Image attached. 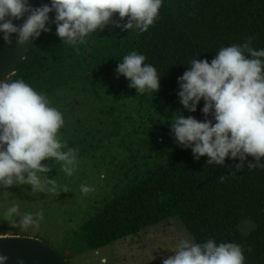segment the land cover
Listing matches in <instances>:
<instances>
[{
  "label": "trees",
  "instance_id": "trees-1",
  "mask_svg": "<svg viewBox=\"0 0 264 264\" xmlns=\"http://www.w3.org/2000/svg\"><path fill=\"white\" fill-rule=\"evenodd\" d=\"M44 3L50 0H37V7ZM113 20H119L118 14ZM50 26L52 30L33 41L16 72L6 80L23 79L46 93L51 102L66 107L78 101L77 96L67 100L69 95L81 94L85 98L80 106H87V117L81 123L73 118L74 126L72 119H67L69 127L81 128L69 135L86 137V148L95 150L98 157H112L117 150L125 157L104 162L103 167L116 168L113 181L117 188L114 194L108 190L112 199L74 232L73 243L80 239L83 244L64 257L69 260L84 248L96 251L157 222L178 217L195 242L209 237L234 242L243 247L245 264H264V168L249 169L245 164L237 171L239 160L227 157L226 165L221 166L206 164V156L196 160L190 149H175L166 145L165 139L144 136L145 116L135 109L151 94L130 92V102L110 98L128 83L123 75L117 76L118 63L137 51L161 74L160 89L151 98L166 105L169 120L178 109L184 116L203 120V100L195 112L179 104L177 77L190 67L194 57L211 61L216 50L240 44L248 37H252V47L264 48V0H164L159 18L148 31L127 32L110 24L91 34L87 44L78 49L62 45L51 20ZM130 103L135 107L129 109ZM137 138L143 148L153 152L154 160L164 157L163 163L125 181L121 170L126 167L132 173V163L138 158L132 142ZM112 142L116 149L111 148ZM67 143L78 148L71 139ZM247 159L252 161L251 156ZM221 176H227L223 183Z\"/></svg>",
  "mask_w": 264,
  "mask_h": 264
},
{
  "label": "clouds",
  "instance_id": "clouds-1",
  "mask_svg": "<svg viewBox=\"0 0 264 264\" xmlns=\"http://www.w3.org/2000/svg\"><path fill=\"white\" fill-rule=\"evenodd\" d=\"M163 4L164 0H50L32 7L28 0H0V39L11 45L15 34L17 45H28L52 30L51 20L61 44L78 49L87 44L91 34L110 24L127 32L148 31ZM117 14L119 20H113ZM25 16L22 24L13 23ZM251 41L248 37L240 44L221 47L211 61L194 57L190 67L177 77L179 104L195 112L203 100L200 111L205 118L184 116L178 109L175 118L169 120L172 138L177 146L190 149L194 159L206 156L208 165H226L227 157L239 160L237 171L245 164L249 169L264 168V48L252 47ZM146 60L144 54L132 51L115 71L137 94L153 97L160 89L161 74ZM7 78H0V191L15 185L30 186V190L24 188L29 194L57 196L61 191L69 192L66 185L60 186L48 176L59 166L65 177H72L79 165L78 149L69 147L60 136L65 126L63 112L53 106L46 93L25 80ZM249 156L252 161H248ZM226 179L221 176V183ZM79 191L87 196L96 187L81 184ZM0 208V222L25 231L38 227L44 217L42 210L22 211L18 202L7 207L0 204ZM164 248L172 255L162 264H245L246 260L241 245L217 242L215 237L202 242L182 239ZM8 260L7 255L0 254V264H8ZM17 264L23 261L17 260ZM99 264H107V257L101 256Z\"/></svg>",
  "mask_w": 264,
  "mask_h": 264
},
{
  "label": "rangeland",
  "instance_id": "rangeland-1",
  "mask_svg": "<svg viewBox=\"0 0 264 264\" xmlns=\"http://www.w3.org/2000/svg\"><path fill=\"white\" fill-rule=\"evenodd\" d=\"M130 92L134 94L136 90L129 88L127 83L125 88L116 89L110 98L114 97L119 101L130 102ZM75 96L78 97V101L71 103L73 108L52 102L53 106L59 108L65 117V126L60 132L62 140L67 143L68 139H71L73 144L75 143L79 149L83 150L81 153L78 150L79 165L72 177H65L59 166H56V169L54 167L53 171L48 174L49 178L53 176L58 185H66L69 192L61 191L57 196L44 195L42 193L29 194L24 191V188L30 190V186L17 187L13 185L7 189L10 195L7 191H1L0 193V204L4 207H7L10 203L18 202L22 211L35 213L42 210L44 213L39 226L26 231L20 228H11L6 221L0 222V235L20 234L38 237L61 251L64 255H68L69 252H76V249L80 248L83 242L77 239L73 243L74 232L78 231L86 221L95 216L112 199L108 196V190L114 194V190L117 188L116 183L113 181L117 170L114 166L113 168L103 167L104 162L110 159L125 160L124 155L118 152L120 150H117L114 156L109 158L98 157L95 150L92 151L91 148H86V141L84 140L86 137L77 133L69 135L71 130H78L80 125L71 128L67 125V119H72L71 125L74 126V122L78 121L81 123L87 117V106L85 105V108L80 106L83 104L85 97L81 94H71L67 100ZM146 98L143 100L142 105L138 104L135 109H139V113L145 116L143 120L146 122L147 129L143 132L144 136L155 135L159 137L158 141L165 139L166 145L181 149L182 147L177 146L172 138L169 123L170 117L166 105L161 101L153 100L149 95ZM67 100L65 103L68 104ZM129 105V109L135 107V104L130 103ZM132 114L134 115V113ZM137 117L139 119V116ZM134 137L132 136V139ZM67 145L76 148L75 145L70 146L69 143ZM142 145L139 142V138L132 142V151L137 153L138 158L134 163L136 166L132 163V173L129 170L127 171L126 167L121 170L125 181H128L129 178L134 180L147 170L154 169L163 163L164 157L154 160L153 152L146 150ZM111 148H117L115 142H112ZM101 176L104 177L102 180L100 179ZM110 183L112 184L110 185ZM81 184L95 185L96 191L83 196L79 191ZM2 211L3 208H0V212ZM182 239L193 238L187 232L182 220L178 217H173L163 222H157L136 234L99 248V256L95 255V250L84 248L81 253H76L72 256L69 259V263L99 264L100 257L106 256L107 264H162L164 258L172 255L164 247L171 248Z\"/></svg>",
  "mask_w": 264,
  "mask_h": 264
},
{
  "label": "water",
  "instance_id": "water-1",
  "mask_svg": "<svg viewBox=\"0 0 264 264\" xmlns=\"http://www.w3.org/2000/svg\"><path fill=\"white\" fill-rule=\"evenodd\" d=\"M28 3L37 7V0H28ZM24 19L26 16L13 20V23L20 25ZM12 40L9 45L0 39V78H7L16 72L18 63L25 58L33 43L31 40L28 45H17L15 34H12ZM0 254L9 257L8 264H17V260H22L23 264H70L55 247L41 238L20 234L0 235Z\"/></svg>",
  "mask_w": 264,
  "mask_h": 264
}]
</instances>
